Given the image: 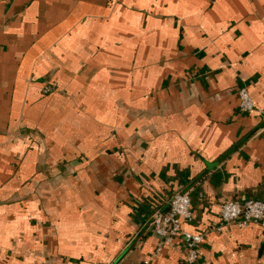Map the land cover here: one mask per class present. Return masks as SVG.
Masks as SVG:
<instances>
[{
    "label": "crops",
    "instance_id": "crops-1",
    "mask_svg": "<svg viewBox=\"0 0 264 264\" xmlns=\"http://www.w3.org/2000/svg\"><path fill=\"white\" fill-rule=\"evenodd\" d=\"M177 193L196 263L150 225ZM249 198L264 0H0V264H264L260 225L215 230Z\"/></svg>",
    "mask_w": 264,
    "mask_h": 264
},
{
    "label": "built area",
    "instance_id": "built-area-1",
    "mask_svg": "<svg viewBox=\"0 0 264 264\" xmlns=\"http://www.w3.org/2000/svg\"><path fill=\"white\" fill-rule=\"evenodd\" d=\"M48 90V89H47ZM238 110L243 114L255 111L254 101L245 87L238 90ZM193 219L191 199L188 193L175 194L169 203L167 211H156L150 221L154 233L165 243H170L182 237L187 253L185 261L196 263L199 258V247L204 240V234H192L182 231V223ZM256 223L263 229L261 237L264 246V201L249 198L243 201L227 200L220 207L219 222L215 230L220 232L231 225L245 228ZM160 250V248L158 249Z\"/></svg>",
    "mask_w": 264,
    "mask_h": 264
}]
</instances>
